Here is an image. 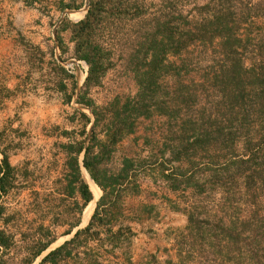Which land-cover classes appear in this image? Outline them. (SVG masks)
Listing matches in <instances>:
<instances>
[{"label": "trees", "instance_id": "trees-1", "mask_svg": "<svg viewBox=\"0 0 264 264\" xmlns=\"http://www.w3.org/2000/svg\"><path fill=\"white\" fill-rule=\"evenodd\" d=\"M75 1L61 0V7L77 9ZM263 3L210 0L196 6L192 17L178 0H88L81 19L62 20L55 41L61 56L67 53V58L87 65L75 102L88 107L93 116L91 120L73 109L69 122L81 125L82 139L75 138V129L62 130L59 137L66 141L54 143L57 151L53 155L62 156L63 168L49 194L63 207L61 213L73 218L66 221L62 234L71 233L79 224L83 209L92 200L80 170L81 154L83 169L102 195L88 224L49 250L37 264H63L68 258L101 264V255L88 249L89 240H98L100 247L107 242L112 249L126 244L133 235L130 226L121 224L112 232V225L122 214L123 196L139 194L140 178L153 182L161 178L172 192L185 194L192 189L189 196H180L186 203L187 219L176 240L180 258L168 264H184L191 258L199 264H264V36L250 48L249 37L240 33L250 18L264 19V13L257 12ZM65 30L70 32L71 51L63 47L60 33ZM22 45L39 65L49 55L57 77L54 84L63 94L62 102L70 104L74 75L55 61L54 47L47 46L44 52L38 45L32 51ZM190 48L198 57L192 61L205 56L210 62L199 85L203 86L201 101L195 85L182 80L189 73L186 63L191 62L181 56ZM246 52L253 54L248 63ZM110 73L131 77L136 92L115 93L96 104L90 92L104 88ZM156 118L163 119L164 130L153 140L147 132L152 127L145 128L147 155L138 161L126 156L119 159L116 145L134 133L138 119L153 122ZM0 155V222L4 225L0 228V264H8L5 255L15 246L18 232L7 231L11 216L4 215L2 199L17 189L21 175L5 149L0 148ZM33 192V201L39 203V191ZM43 222L33 232L21 233L23 256L16 264H33L56 240L55 229L64 225L57 218L46 225ZM101 232L104 239L99 238ZM124 254L117 264H134Z\"/></svg>", "mask_w": 264, "mask_h": 264}, {"label": "rangeland", "instance_id": "rangeland-1", "mask_svg": "<svg viewBox=\"0 0 264 264\" xmlns=\"http://www.w3.org/2000/svg\"><path fill=\"white\" fill-rule=\"evenodd\" d=\"M249 1L255 3L262 0H240V3L249 4ZM178 2L181 7H183L184 11L190 12L193 17L196 16L195 7L205 5L209 3L210 0H178ZM258 9V13H264V3L261 4ZM11 10L14 11V14L6 13V11ZM66 17L70 21L78 19L69 15ZM10 18L18 28L17 30H12L11 33L16 39L21 40V43L27 44V46L30 47V51H32L35 47L34 44L39 41L38 39H40L41 35V33H37V30H33L32 28L36 24L33 23V21L36 20L37 17L31 12H28L27 14L26 10L14 8V0H0V22H5L4 25L6 28L11 27L8 25ZM48 18L49 23H52V21H56L57 19L55 16L47 17L46 15L41 16L38 19L46 22L48 21ZM4 31L5 29L0 30V47L8 49V43L3 40H5L4 37H10L5 36ZM240 33L245 37H249V42L251 43L250 48L257 43L259 44V41H261L260 38L264 36V19L261 17L250 18L247 23L241 26ZM188 51L190 52H184L181 56L185 59L189 58L191 62V64L186 63L189 73L188 75L183 74L182 80L190 85H195V88L198 89L197 92L201 101L202 97L200 94H202L201 90L203 86L200 87L199 85H203L202 76L208 70V63L210 62H208L205 56L201 57L199 62H196L195 59L198 57L195 56V49L190 48ZM252 55L251 52H246L244 54L247 63L248 58ZM193 57H195V59L192 61L191 58ZM178 60H180V58H178ZM63 63L72 74H75V72L80 74L82 69L85 76L86 73L82 68V65L84 66V64L81 61L79 63L74 61V59L66 58ZM83 74H81V78L83 77ZM2 89L3 88H0V96L2 100L12 96L10 95V92L7 93L6 90ZM136 89V85L131 77L122 76L119 78L117 74L113 75L110 73L105 80L104 88H94L90 92V96L95 100L96 104H102L105 102L106 97H111L115 93L134 94ZM16 94V106L14 107L13 104L9 105L7 110L6 108L2 109L0 115V147L7 151L11 164L19 168L20 175L22 176V173L23 175L24 172L26 173L22 177L19 176L17 189H13L2 199V202L5 205L4 215H6V217L9 215L11 216L7 231L14 232L16 229L15 231L18 232L15 236V246H13V248L8 251L7 255H5L8 264H16L20 257L23 256L22 247H24V243L22 242L21 233L33 232L34 227L43 221L48 224L49 221L57 218L62 221L59 223H63L67 227L65 224L67 223L66 221L73 220L72 217L69 218V216L66 215L67 213H61L63 207L60 208V204H58L57 199L54 198L55 196L49 194L51 186L53 185L52 181L61 174V169L63 168L61 160L62 156L53 155V153L57 151V147L54 143L56 141H66V138L59 137L62 130L71 131L75 129L76 132L73 134L75 135V138L77 140L82 139L80 135L81 125L77 124L73 126L70 125L69 122V116L74 108L85 112L88 111V113L91 114L88 107L75 104V102H72L71 105H60L59 101L55 100V97H51L48 104V102L42 101L43 97H41V95H26V93ZM19 101L21 104H19ZM2 106L4 107L5 105L3 104ZM226 115L227 114L223 115V118H225ZM162 122L163 119L160 118H156L153 122L141 120L136 126L138 132L136 135L138 137L146 135V129L144 127H152V131L150 130L147 132H150L149 135L151 136V139L156 140V137L161 136L160 133L164 130L163 126H161ZM86 130L87 133L90 131L89 128ZM57 137H59V139ZM130 140L131 138H125V142L118 146L120 152L132 155L136 160L141 159L143 157L142 155H147L148 148L145 150L147 152L142 151L145 148L139 150L138 147L135 149ZM202 161H205V159H202ZM175 166L185 167V164L176 163ZM203 178V176L200 177V179ZM146 179L147 183L148 181L152 182L150 178ZM148 187V189H144L145 191H143L141 197L131 196L120 200L123 205V212L120 215L121 221L125 223L128 217H133L138 218L139 221L142 220L144 225L141 226L140 229H137L139 230L137 231L138 234H141L140 237L137 238L138 241H127L123 249H119L117 253L120 252L121 261H123L125 256L124 252H127L131 256L134 264H168V261L172 260L176 263L180 258H178L176 252V240L179 239L178 236L187 222L186 215L184 214L186 203L182 201L180 196H189L192 193V189L188 188L185 194H182L181 192L173 193L174 195L170 197L172 200L171 203L167 202L165 205L162 204L161 207L157 206L151 208L146 205H148V202L155 196V198L160 199L163 193H166V184L160 178L156 182H152ZM33 191H39V203L33 201ZM219 196L220 194H217L215 198ZM43 198L48 199L47 202L43 201ZM67 203H70L71 205L70 201H67ZM170 206H175L178 210H175L176 208L172 209ZM179 214H182L185 217V223L181 226L173 224V222H177ZM64 225L58 226L54 233L59 236L65 229L62 227ZM0 226L3 228V223H1ZM164 235L172 240V244H170L169 247H164V250L160 251L159 254H157V252H149L148 250L141 248L138 244L139 240L144 239L145 236L149 242L155 240L152 241V245H157L161 248L163 247L164 242L160 243L158 238ZM181 256L184 257V253H182ZM198 261L197 258H191L185 259V262L183 263L199 264Z\"/></svg>", "mask_w": 264, "mask_h": 264}, {"label": "crops", "instance_id": "crops-1", "mask_svg": "<svg viewBox=\"0 0 264 264\" xmlns=\"http://www.w3.org/2000/svg\"><path fill=\"white\" fill-rule=\"evenodd\" d=\"M63 3H66L67 0H62ZM13 4V3H12ZM75 4L78 6L77 9H68L65 7H61V0H14V8L19 9L20 10H26L27 14L28 12L32 13L33 15H35L37 18L36 20L33 21V23H36L35 26H33V30H37V33H41L40 35V39H38L39 41L36 42V44L34 45H38L41 50H43L44 52L46 51V47L50 46V47H54V58L56 62H60L62 65L64 64L63 61H61V57L62 58H67V53L63 54L61 56L60 50L57 47V43L55 41V32L58 29L60 23L62 22V20L64 18H67V15H71V17L73 16L74 13H78V16L75 18L77 20L81 19L87 9V4H88V0H76ZM10 10V9H9ZM73 12V13H72ZM6 13H12L14 14V11H6ZM46 15L47 17H51V16H55L57 17L56 21H52V23H49V18L48 21H43L41 19H38L41 16ZM12 19L10 18L8 25L11 27H5V22H0V30H4V34L7 37L10 38H6L4 37L6 43H8V49L6 48H2L0 47V88H3L4 90H6V92H10V95L8 98H5L2 100L1 96H0V115L2 113V109L7 110V108L9 107V105L13 104L14 107L16 106V101H17V94H25L26 95H41V97H43V102H50V98L51 97H55L56 101H59L60 105H69V104H64L62 102V93L61 91L58 90V88L56 87L55 83V78H57L53 71V60H51V58L49 57V55H45L43 57L42 63L41 65L38 64V62L36 61V58H33L31 54L28 53V49L23 46L21 43V40H18L14 37V35L11 33L12 30L14 29H18L15 26V23H13V21H11ZM77 20H73V22L77 21ZM36 32V31H35ZM3 34V35H4ZM11 34V35H9ZM22 34V33H21ZM61 38H62V43H63V47L64 48H68L69 51H71L72 48V42L70 41V32L69 30H65L63 32L60 33ZM13 48V50H12ZM68 59H74V58H68ZM74 61H77L80 63V61L74 59ZM83 62V61H81ZM65 67V65H63ZM86 69L84 70L86 73L87 70V66L85 65ZM66 68V67H65ZM83 68V65H82ZM67 69V68H66ZM81 74H83L82 69L80 71V74L77 72H75L74 75V80H75V90H74V95L72 97V100L70 102V105L72 104V102H75L76 97L78 95V93L80 92L81 86L83 84L84 78L86 76H84L81 78ZM2 89V90H3ZM25 99V98H22ZM5 105L4 107L2 105ZM19 104L20 101H19ZM46 104V105H48ZM75 104H78L75 102ZM82 105V104H79ZM84 107V106H83ZM86 107V106H85ZM77 109V108H74ZM5 110V111H6ZM79 110V109H77ZM81 111V110H79ZM84 112L87 116L90 117L91 120H93V116L92 114H89L88 111H82ZM91 113V112H90ZM144 120V119H138L137 124L139 123V121ZM72 125V124H70ZM90 130L91 128V122L88 124L87 128ZM146 128V127H144ZM89 133V132H88ZM137 128L135 127V131L132 134L127 135L125 138H131V143L134 146V148H138L139 150L144 148V140H143V136L138 137L137 134ZM147 135V134H146ZM125 138L120 141L117 145V157L120 159L123 156L129 157V158H133L134 160H136L134 157H132V155H129L127 153H122L119 151L118 146L122 143L125 142ZM1 148V147H0ZM146 150V149H145ZM147 152V151H144ZM147 154V153H146ZM143 157L141 159H143L145 157V155H142ZM1 157V155H0ZM80 170H82V163H81V159H82V154L80 155ZM139 159V160H141ZM138 161V160H136ZM11 163V162H10ZM82 174V172H81ZM86 182V181H85ZM144 182V183H143ZM153 182V181H152ZM152 182L148 181L147 183V179L146 178H140L139 179V183H140V192L139 194H126L123 196V198L126 197H134V196H139L141 197L143 191H145L144 189H148ZM87 183V182H86ZM94 183V182H93ZM89 186V185H88ZM96 186V185H95ZM97 187V186H96ZM92 188V187H91ZM98 188V187H97ZM90 189V188H89ZM91 191V189H90ZM99 193L96 194L95 191L93 190L95 197H97V199H95L94 205L92 203H90L87 208L90 206V210L87 212V208L83 209L84 211V220H87L84 224H82V218H83V211L79 217V224L74 227L71 230V233L69 234H62L67 227L64 225L62 227H64V231H62V233H60L59 236H57L56 240L48 247V249L46 251H44L42 253V255L36 259V261L33 264H37V262L41 259L42 256H44L49 250L54 249L55 247L61 245L64 241L69 240L75 233V231L77 229H81L84 228L88 222L89 219L94 211V208L96 206V203L98 201V199L100 198V196L102 195V191L98 188ZM92 193V200L94 199V194ZM176 192H172L171 190L167 189L166 186V193L164 192L162 197L159 199L157 198H152L146 205L147 207H151V208H155L157 206L161 207L162 204L165 205L167 204V198L171 199L170 197H172ZM91 200V201H92ZM163 201V202H162ZM169 203V202H168ZM93 205V208H92ZM105 210L107 209V207L105 206L104 208ZM92 210V212H91ZM123 212V211H122ZM90 213V215H89ZM89 215V217H88ZM88 218V219H87ZM2 222H0L1 224ZM46 223V222H45ZM49 223V222H48ZM185 223V217L181 214H179L177 222L173 224H177L178 226H181ZM81 224L83 226H81ZM113 224V223H112ZM125 225V226H130L131 230L133 231V235L129 238L128 241H138V237H140L141 234H138L137 230L138 228L140 229L141 226L144 225V222L139 221L138 218H133V217H128L125 221V223H123L121 221L120 216L118 217L117 222H114V224L112 225V232H115L120 225ZM1 228V226H0ZM105 234L103 232L100 233L99 238L100 239H104ZM158 240L160 241V243L164 242L163 247L159 248L157 245H152V240L151 242H149V240L144 236V239L139 240V246L143 249L148 250L149 252H153L159 254L160 251L164 250V247H169L170 244H172V240L167 237V236H162L159 237ZM158 243V244H160ZM124 243L119 244V246L117 248L112 249V246L110 244H108L107 242H104V244L100 247L98 245V240H89L88 241V249H91V251H93L94 253H98V255H101V257L99 258V262H101V264H117L118 262H121V255L118 252L119 249H123L124 247ZM82 249V248H81ZM80 250V249H79ZM174 250V248H173ZM175 251V250H174ZM123 252V251H122ZM121 252V253H122ZM171 253V251H170ZM76 259H71L68 258L66 259V261L63 262V264H89L86 261H83V259L81 258V260H77L78 262L75 261ZM173 262V260H172Z\"/></svg>", "mask_w": 264, "mask_h": 264}, {"label": "bare ground", "instance_id": "bare-ground-1", "mask_svg": "<svg viewBox=\"0 0 264 264\" xmlns=\"http://www.w3.org/2000/svg\"><path fill=\"white\" fill-rule=\"evenodd\" d=\"M73 13V12H72ZM71 16V15H70ZM78 16V13H74L73 14V16L72 17H77ZM86 65V64H85ZM82 173H83V178H84V180L87 182V184L89 185V188L91 189V191L93 192V190L95 191V193L96 194H98L99 193V191H98V188L95 186V184L93 183V181L90 179V177H89V175L86 173V171L82 168ZM92 187V188H91ZM93 194H94V192H93ZM95 199H97V197H95V194H94V199L92 200V201H90L89 203H88V205L90 204V203H92L93 205H94V202H95ZM87 205V206H88ZM93 205H92V208H93ZM87 206L84 208V211H85V209L87 208ZM90 210V206L87 208V212ZM84 211H83V218H82V224H84L87 220H84ZM91 212H92V210H91ZM89 215H90V213H89ZM89 215H88V217H89ZM88 219V218H87ZM81 224V226H83Z\"/></svg>", "mask_w": 264, "mask_h": 264}, {"label": "built area", "instance_id": "built-area-1", "mask_svg": "<svg viewBox=\"0 0 264 264\" xmlns=\"http://www.w3.org/2000/svg\"><path fill=\"white\" fill-rule=\"evenodd\" d=\"M82 63L84 64L83 69L85 70V69H86V67H85V63H84V62H82Z\"/></svg>", "mask_w": 264, "mask_h": 264}, {"label": "water", "instance_id": "water-1", "mask_svg": "<svg viewBox=\"0 0 264 264\" xmlns=\"http://www.w3.org/2000/svg\"><path fill=\"white\" fill-rule=\"evenodd\" d=\"M82 168H83V166H82Z\"/></svg>", "mask_w": 264, "mask_h": 264}]
</instances>
